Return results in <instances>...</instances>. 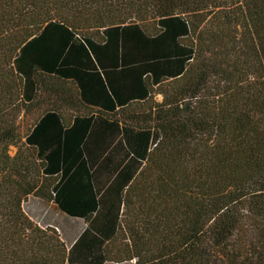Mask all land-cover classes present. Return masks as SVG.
I'll list each match as a JSON object with an SVG mask.
<instances>
[{
	"label": "trees",
	"instance_id": "1",
	"mask_svg": "<svg viewBox=\"0 0 264 264\" xmlns=\"http://www.w3.org/2000/svg\"><path fill=\"white\" fill-rule=\"evenodd\" d=\"M0 264H264V0H0Z\"/></svg>",
	"mask_w": 264,
	"mask_h": 264
},
{
	"label": "rangeland",
	"instance_id": "2",
	"mask_svg": "<svg viewBox=\"0 0 264 264\" xmlns=\"http://www.w3.org/2000/svg\"><path fill=\"white\" fill-rule=\"evenodd\" d=\"M15 148H11V154ZM24 211L38 225H50L57 228V233L68 245L81 231L83 222L77 219H68L60 214L52 204L30 197L23 205Z\"/></svg>",
	"mask_w": 264,
	"mask_h": 264
}]
</instances>
